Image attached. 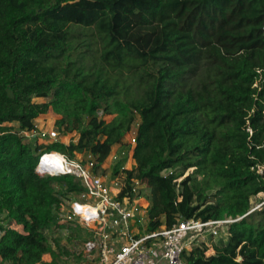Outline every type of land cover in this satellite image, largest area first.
<instances>
[{"label":"trees","instance_id":"obj_1","mask_svg":"<svg viewBox=\"0 0 264 264\" xmlns=\"http://www.w3.org/2000/svg\"><path fill=\"white\" fill-rule=\"evenodd\" d=\"M263 29L264 0H0V216L22 230L0 226L1 260L55 259L54 211L82 191L73 176H37L39 155L87 153L103 175L136 122L126 174L145 186L148 230L246 215L183 264H264V207L250 212L264 194ZM49 111L75 141L21 136Z\"/></svg>","mask_w":264,"mask_h":264},{"label":"built area","instance_id":"obj_2","mask_svg":"<svg viewBox=\"0 0 264 264\" xmlns=\"http://www.w3.org/2000/svg\"><path fill=\"white\" fill-rule=\"evenodd\" d=\"M20 134L38 144L44 141L46 145L55 142L68 145L76 140H67L66 134L60 135L53 128L44 129L37 125ZM130 145L128 155L120 153L113 157L119 160L121 156H127L132 161V168L126 171H133L135 167L134 138ZM94 167L95 161L90 154H76L69 158L60 152L49 151L39 155L35 168L37 176L43 179L73 176L78 182L82 191L69 193L72 201L66 209V217L84 228L85 250L92 264H183V253L190 251L197 242L205 244L221 234L225 239L228 226L246 216L206 221L178 220L170 226L162 225L149 231V204L142 195L143 185L134 177L128 179L126 171L112 178L107 176L105 169L103 175H95ZM256 172L264 174V164L257 166ZM62 201L61 198L57 209H63ZM9 228L22 232L21 226L14 222ZM0 264L6 263L0 258Z\"/></svg>","mask_w":264,"mask_h":264},{"label":"rangeland","instance_id":"obj_3","mask_svg":"<svg viewBox=\"0 0 264 264\" xmlns=\"http://www.w3.org/2000/svg\"><path fill=\"white\" fill-rule=\"evenodd\" d=\"M264 30V29H263ZM36 101L42 102L44 100L37 99ZM99 117L103 118L106 122H109L113 116H103L102 114H99ZM61 116L54 114L52 111H49L45 115H41L37 118L36 121H34V124L37 125L39 128H53L55 130V123L57 120H59ZM137 127V123L135 122L131 129L123 136L120 143H115L111 147L110 156L106 160L104 164V169L106 170V173L108 174V177H115L117 175H122V171H126L128 168H132V161L127 158V156H121L119 158L124 161V164L122 166H119L116 168V164L118 163V159H113L114 156H118L120 153H125L130 149V143L131 139L134 138L135 130ZM56 131V130H55ZM65 137L67 140L70 139H77V134L75 132H68L66 133ZM38 144V143H37ZM41 145H46L44 141L40 142ZM38 144V145H40ZM134 163V161H133ZM122 168H124L122 170ZM193 169H189L183 178L188 175H192ZM168 172H164V174H167ZM202 177L198 176L197 180H201ZM179 181V180H178ZM56 191H60L59 188H55ZM143 191L145 190V186H142ZM215 190H212L210 193H214ZM62 203L63 209H56L54 211V218L56 226L55 228L51 229L46 233L47 239L49 243L52 245L54 253L56 258L53 259L50 255H45L42 258L41 264H92L91 259L87 256L86 250H85V241L86 233L82 226H80L77 222L69 221L66 217V209L70 203L71 198L69 194H63ZM251 211L254 210H261L264 207V194H259L258 196L251 199ZM11 223L7 221V219L4 218L3 215L0 216V226L1 227H9ZM222 236V234H221ZM216 238L214 240L209 239L207 243V251L205 252V256H211L214 254L213 247L216 244H219L220 241H223L224 237Z\"/></svg>","mask_w":264,"mask_h":264},{"label":"bare ground","instance_id":"obj_4","mask_svg":"<svg viewBox=\"0 0 264 264\" xmlns=\"http://www.w3.org/2000/svg\"><path fill=\"white\" fill-rule=\"evenodd\" d=\"M87 209V208H86ZM90 212H92V210H89Z\"/></svg>","mask_w":264,"mask_h":264},{"label":"crops","instance_id":"obj_5","mask_svg":"<svg viewBox=\"0 0 264 264\" xmlns=\"http://www.w3.org/2000/svg\"><path fill=\"white\" fill-rule=\"evenodd\" d=\"M38 118V117H37ZM37 118L35 119V121L37 120Z\"/></svg>","mask_w":264,"mask_h":264}]
</instances>
